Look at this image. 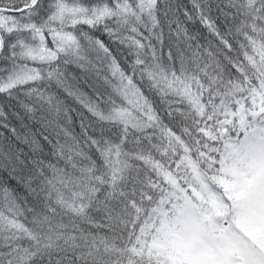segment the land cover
I'll return each instance as SVG.
<instances>
[{
	"label": "snow or ice",
	"instance_id": "snow-or-ice-1",
	"mask_svg": "<svg viewBox=\"0 0 264 264\" xmlns=\"http://www.w3.org/2000/svg\"><path fill=\"white\" fill-rule=\"evenodd\" d=\"M0 60V264H264V0H0Z\"/></svg>",
	"mask_w": 264,
	"mask_h": 264
},
{
	"label": "trees",
	"instance_id": "trees-1",
	"mask_svg": "<svg viewBox=\"0 0 264 264\" xmlns=\"http://www.w3.org/2000/svg\"><path fill=\"white\" fill-rule=\"evenodd\" d=\"M7 50V45H6V49ZM5 62L0 60V65H3ZM21 63H23V61H21ZM179 67V65H177V68ZM68 70L70 72H73V73H76L77 76H80L82 75L80 73V70L79 69H76L74 65H69L68 66ZM8 73H0V80H4L6 79V76H7ZM153 99L154 101L156 102L157 105H159V97H156V96H153ZM85 115H88L86 112H85ZM76 116H75V113H73V120L76 121L75 124H74V131L75 133L77 134H80L81 133V128L79 126V122L78 120H76ZM89 119H94L92 117H89ZM12 123H16L15 120L12 121ZM99 127V126H97ZM105 128H107L108 126L107 125H104ZM118 132H119V129L117 126L113 125L112 126V131L111 132H108L106 133V135H108L109 139L113 142H117L119 140V135H118ZM115 133V135H114ZM89 135H93V136H97L99 135L98 132H93L92 130H89ZM0 140L3 141L5 147L7 148L9 144L15 146V147H20V145H16V142L15 140L12 139L11 137V134L7 131V129H3V128H0ZM125 147H128L127 145H125ZM25 151H27V149H25ZM93 153H94V150H93ZM93 158L96 159V156L93 155ZM25 159H27L25 157ZM3 163H7V161H4ZM97 163H100V161L97 159ZM11 185H14V182L13 181H10V186Z\"/></svg>",
	"mask_w": 264,
	"mask_h": 264
}]
</instances>
